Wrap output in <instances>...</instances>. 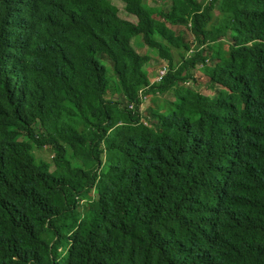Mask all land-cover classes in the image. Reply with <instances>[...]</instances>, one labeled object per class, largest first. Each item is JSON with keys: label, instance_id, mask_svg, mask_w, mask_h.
<instances>
[{"label": "trees", "instance_id": "16d2710c", "mask_svg": "<svg viewBox=\"0 0 264 264\" xmlns=\"http://www.w3.org/2000/svg\"><path fill=\"white\" fill-rule=\"evenodd\" d=\"M121 1L0 0V264H264V0Z\"/></svg>", "mask_w": 264, "mask_h": 264}, {"label": "rangeland", "instance_id": "374dc122", "mask_svg": "<svg viewBox=\"0 0 264 264\" xmlns=\"http://www.w3.org/2000/svg\"><path fill=\"white\" fill-rule=\"evenodd\" d=\"M150 5L158 7L163 10H168L172 8V1L171 0H146ZM203 5H209L213 0H198ZM112 3L116 6L118 14L121 18L134 22H137V19L135 16L129 14L125 10V4L121 0H112ZM213 22L215 24L223 22L225 17L223 16V13L220 11V1L214 2L213 5ZM186 40L191 44L194 39L190 32H186ZM138 44L142 46L141 42L139 41ZM211 45H220L221 48L226 49V40H221L218 42L211 43ZM191 49L186 50L184 48L182 49H172L173 52V67L174 69H177L182 62L185 59H188L190 56H192L193 51L196 48V45H190ZM150 56L152 57V61L149 62L145 66V70L149 77L150 86H157L160 82H158L156 79L159 75V71L164 67L167 66V62L160 59L155 51H151ZM204 69L203 67H197L195 70H192L191 75L193 76L194 80L190 81V85H192L193 88L198 90L199 92L207 95H212V91L209 90L207 85V78L204 75ZM108 97H112L111 95H108ZM174 95L171 90L169 91H162L157 88L150 89L143 97V102L141 105V113L143 115V119H146L147 115H149V110L154 109L157 111H164L170 107V103L174 101ZM34 155L38 160H43L49 163L51 171L55 169L54 166V152L51 149V147L45 146L43 148H35L34 149ZM85 202H82V205H84Z\"/></svg>", "mask_w": 264, "mask_h": 264}, {"label": "built area", "instance_id": "2783aa9c", "mask_svg": "<svg viewBox=\"0 0 264 264\" xmlns=\"http://www.w3.org/2000/svg\"><path fill=\"white\" fill-rule=\"evenodd\" d=\"M167 72H168V67H167V66H164V67L159 71V75H158V77H157L156 80H157L158 82H161L162 79L166 76Z\"/></svg>", "mask_w": 264, "mask_h": 264}]
</instances>
